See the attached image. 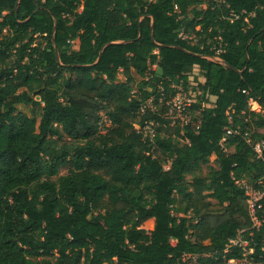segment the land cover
<instances>
[{"label":"trees","instance_id":"obj_1","mask_svg":"<svg viewBox=\"0 0 264 264\" xmlns=\"http://www.w3.org/2000/svg\"><path fill=\"white\" fill-rule=\"evenodd\" d=\"M194 70L193 123L137 132ZM260 140L264 0H0V264H264V194L253 226L236 182Z\"/></svg>","mask_w":264,"mask_h":264},{"label":"built area","instance_id":"obj_2","mask_svg":"<svg viewBox=\"0 0 264 264\" xmlns=\"http://www.w3.org/2000/svg\"><path fill=\"white\" fill-rule=\"evenodd\" d=\"M201 8H205L206 4H200ZM234 17H237L234 13H231ZM252 14V13H250ZM246 20V19H245ZM198 29V27H196ZM178 37L182 40H186L188 42H196L198 36L195 32L190 31L187 27H181ZM222 51L221 47L216 48L215 52L219 53ZM154 54H157V50L152 51ZM210 60H219L220 59L216 56L214 57H207ZM156 68V62L149 64L148 70L152 72ZM195 71V70H194ZM192 72V74L188 77L185 84L183 83L182 79L179 80L178 83L171 82L170 87L173 89L174 93L169 94L167 98H164L161 95L156 102L153 97H149L144 100L139 106V117L133 123V128L137 132H141L143 137H147L150 141H153L154 136L156 135L157 131L156 128L158 127V122L153 119L144 120L143 122L140 121L141 116L146 112L150 111L152 113H156L162 119H164L169 126H179L183 127L184 125L192 122V117H196L198 114V110H191V105L196 101L198 95L200 94L201 90L198 87V82L203 81V77L197 75V80H193V76L197 73ZM198 72V70H197ZM150 77V73L147 72L144 79L147 80ZM135 88L131 90V93L134 94ZM248 104L251 109L256 108L255 102L249 98ZM199 121L195 123L197 125ZM231 130L226 129L225 135L230 134ZM225 137H222L220 142H223ZM250 141V140H249ZM185 142H188L185 140ZM252 146L257 158H262V149L264 147V141H252ZM243 189L246 197V204L247 210L252 221L253 226H258L260 224L256 211L260 207V199L264 194V174L257 179L254 183H248L244 180L236 181ZM240 233V231H239ZM237 234L235 237L230 238L229 244L232 246H240L244 249V246L247 244L246 241L242 240L240 234ZM227 264H243L244 259L236 260V259H228L226 261Z\"/></svg>","mask_w":264,"mask_h":264},{"label":"rangeland","instance_id":"obj_3","mask_svg":"<svg viewBox=\"0 0 264 264\" xmlns=\"http://www.w3.org/2000/svg\"><path fill=\"white\" fill-rule=\"evenodd\" d=\"M203 1H206V0H203ZM194 73H197V70H195ZM139 81H140L139 78H136V82H139ZM20 91H21V89L18 90V92H20ZM14 106H15L16 110H18L20 112H24L27 115H30V104L15 103ZM100 114H101V119L99 121V131L104 132L105 129H106V126L109 124V122H108L107 118L105 117V115L102 112H100ZM209 159H210L209 163L212 164L213 163V159H214V155H211ZM205 173H206V168H205V166H203L200 174L204 175ZM189 177H190L189 175H186L187 179H189ZM179 206H181V203L179 204Z\"/></svg>","mask_w":264,"mask_h":264},{"label":"water","instance_id":"obj_4","mask_svg":"<svg viewBox=\"0 0 264 264\" xmlns=\"http://www.w3.org/2000/svg\"><path fill=\"white\" fill-rule=\"evenodd\" d=\"M54 30H55V27H53V31H54ZM52 42H53V44L55 45V40H54L53 35H52ZM102 48H103V46H102L101 49L99 50V55H98L97 60L99 59L100 53H101V51H102ZM55 53H56V58L58 59V52H57V50H55ZM216 61H219V60H216Z\"/></svg>","mask_w":264,"mask_h":264},{"label":"crops","instance_id":"obj_5","mask_svg":"<svg viewBox=\"0 0 264 264\" xmlns=\"http://www.w3.org/2000/svg\"><path fill=\"white\" fill-rule=\"evenodd\" d=\"M132 74L134 75V71H132ZM124 80V76L122 75L121 71L119 70V72L117 73V77H116V81H123Z\"/></svg>","mask_w":264,"mask_h":264}]
</instances>
